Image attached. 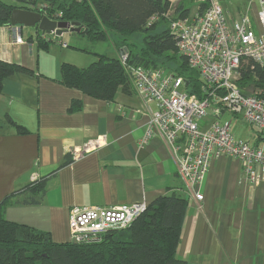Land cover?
I'll return each mask as SVG.
<instances>
[{"label":"crops","instance_id":"1","mask_svg":"<svg viewBox=\"0 0 264 264\" xmlns=\"http://www.w3.org/2000/svg\"><path fill=\"white\" fill-rule=\"evenodd\" d=\"M168 1L175 5L181 0ZM216 1L227 23L247 16L261 32L254 0L236 10H225ZM38 34L32 28H0V59L33 71L6 79L0 92V201L49 177L39 205L7 207L5 219L49 233L62 243L69 241L67 219L73 206L149 205L176 193L187 202L177 247L180 259L187 264H264V182L248 183L240 161L220 155L210 159L199 189L185 184L169 147L159 135L149 134L155 105L145 103L133 85L127 92L119 89L110 103L65 88L58 81L61 65L87 67L93 56L68 51L62 41L71 40L68 32L60 37L40 33L49 46L39 51ZM17 37L22 43L15 42ZM114 51L117 56L110 58H118ZM74 101L80 109L70 112ZM7 118L28 134H16ZM97 139L101 142L95 149L71 158L73 149ZM67 156L71 161L59 168ZM197 190L201 199L196 198Z\"/></svg>","mask_w":264,"mask_h":264},{"label":"trees","instance_id":"2","mask_svg":"<svg viewBox=\"0 0 264 264\" xmlns=\"http://www.w3.org/2000/svg\"><path fill=\"white\" fill-rule=\"evenodd\" d=\"M12 1L15 4L0 0V28L8 26L13 9L21 8L50 20L74 23L81 28L77 35L90 42V48L73 49L92 54L93 63L87 67L61 65L58 81L65 88L110 103L119 89L127 92L133 85L127 67H141L163 69L173 77H181L187 84V92L202 98L203 84L186 58L179 54L170 30L172 22L190 16L185 4L192 0H181L175 5L168 0ZM206 5V1L200 3L198 12ZM152 17L156 19L149 24ZM135 36L141 40L140 47L134 42ZM108 40L118 53L126 49V67L118 58L99 54L91 48ZM35 42L37 50H48L49 42L40 37V32ZM251 64L248 62V69L241 73L240 86L246 91L264 88V70L258 66L250 70ZM17 74L33 75V71L0 59V92L3 82ZM79 109L80 104L75 101L70 106V112ZM6 124L18 135L28 134L10 118ZM258 140L256 137L253 144ZM70 161V156L65 157L59 168ZM48 178L33 181L0 201V264H187L177 256L187 202L176 193L158 197L127 228L100 234L93 242H72L69 238L59 243L49 233L7 221L4 216L7 207L41 203Z\"/></svg>","mask_w":264,"mask_h":264},{"label":"built area","instance_id":"3","mask_svg":"<svg viewBox=\"0 0 264 264\" xmlns=\"http://www.w3.org/2000/svg\"><path fill=\"white\" fill-rule=\"evenodd\" d=\"M206 7L170 25L179 54L194 70L203 84L202 98L187 92L181 77H173L163 69L127 67L137 95L145 103H153L149 134L159 135L169 147L176 162L178 177L187 185H202L212 157L236 158L250 184L264 182V96L248 93L240 86L241 73L254 66L264 70V0L258 5L256 32L247 16L229 24L216 0H205ZM156 17L149 20L154 22ZM16 43H22L20 37ZM66 47L65 44H61ZM126 49L118 53L126 67ZM228 113L241 119L259 139L256 145L236 140L232 134L233 120L224 121ZM100 140L88 142L71 151L76 160L95 149ZM201 199V193L196 192ZM147 204L144 201L112 207H72L68 230L72 242H93L110 230L127 228Z\"/></svg>","mask_w":264,"mask_h":264},{"label":"rangeland","instance_id":"4","mask_svg":"<svg viewBox=\"0 0 264 264\" xmlns=\"http://www.w3.org/2000/svg\"><path fill=\"white\" fill-rule=\"evenodd\" d=\"M249 1L250 0H220V3L224 7L225 10H228L229 8L236 10L237 8H240V9L243 8L244 5H246ZM4 2H6L7 4H13V3L15 4V2H13L12 0H4ZM199 4H200V0H192V1H189L188 3L185 4V8L190 11L191 15H193L196 12V9L198 8ZM226 8H228V9H226ZM25 29H28V28H25ZM23 36H24V38H27L28 35H23ZM70 36H71V40L67 39V37H64V39H62V41L65 44H68V46H69L68 51H70L73 48H81V49L85 48V47L90 48V45H91L90 42H88L84 37L77 35V33H70V35L68 34L69 38H70ZM134 42H136L138 47H140L139 42H141V40L138 36H135ZM91 48L94 50V52H98L99 54H105L107 56H117V54H115L116 52L114 51V48H113L110 40L105 41V42L95 43V44H93V47H91ZM78 55H80V57H85V58L90 57V59L92 58L91 56H83L82 54H78ZM94 60H95V58L93 56V61ZM246 92L256 93V94H259L261 96H264V88H262V89L250 88ZM231 119L233 120V122H232V134H233L234 138L236 140L247 141V142H250V144H253V142L256 139V133H254V131H252V129L246 123H244L241 119L232 118L228 113H226L222 116V120H224V121H229ZM19 193H21V192H19ZM22 193L24 194V192H22ZM73 207H76V206H73Z\"/></svg>","mask_w":264,"mask_h":264},{"label":"water","instance_id":"5","mask_svg":"<svg viewBox=\"0 0 264 264\" xmlns=\"http://www.w3.org/2000/svg\"><path fill=\"white\" fill-rule=\"evenodd\" d=\"M8 26L36 29L41 34H53L60 37L65 33H79L81 28L74 23L50 20L38 12L15 8L11 12Z\"/></svg>","mask_w":264,"mask_h":264}]
</instances>
